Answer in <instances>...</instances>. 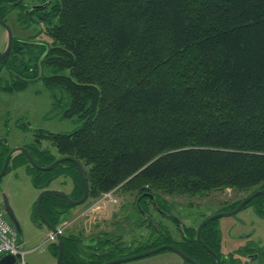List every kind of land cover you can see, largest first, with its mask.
<instances>
[{
    "label": "trees",
    "instance_id": "16d2710c",
    "mask_svg": "<svg viewBox=\"0 0 264 264\" xmlns=\"http://www.w3.org/2000/svg\"><path fill=\"white\" fill-rule=\"evenodd\" d=\"M12 7L0 0V18ZM16 14L20 28L35 33L13 35L0 60L5 74L0 89L23 90L41 81L52 110L81 122L70 133L34 131L57 148L56 156L37 139L22 146L40 166L64 156L76 159L87 196L116 187L134 194L132 211L116 222L135 217L145 224L141 236L150 237L134 239L139 246L125 254L123 227L116 241L108 232L90 237L95 246H83L80 234L63 232L60 264H101L171 243L168 229L150 214L151 198L167 215L174 203L164 195L230 187L245 193L237 206L264 190V0H50L32 15ZM177 69L186 76L178 88L168 87ZM11 148L0 140V169ZM11 159L28 167L37 188L64 174L74 182L72 199L84 193L71 160L44 171L22 152ZM247 205L264 217L263 195ZM71 207L50 193L41 200L43 215L54 226ZM186 230L189 236L174 245L203 264L209 254ZM200 238L208 247L218 244L213 221ZM51 246L57 256L58 242ZM221 264L245 263L228 256Z\"/></svg>",
    "mask_w": 264,
    "mask_h": 264
},
{
    "label": "rangeland",
    "instance_id": "374dc122",
    "mask_svg": "<svg viewBox=\"0 0 264 264\" xmlns=\"http://www.w3.org/2000/svg\"><path fill=\"white\" fill-rule=\"evenodd\" d=\"M15 14L16 11L9 15V22L7 23L13 35L26 38L30 36L29 34H34L33 29L24 30L20 28L15 20ZM40 37L44 38L43 35ZM5 46L6 30L0 24V52ZM183 72L177 69V73L172 75L173 78H176V83L170 81V83H166L167 86L178 88L180 86L178 81L186 76ZM178 74H180V78L177 80ZM4 84L5 74L0 72V87ZM80 124L81 122L76 116L63 118L61 114L52 110L51 95L41 81L30 82L23 90L6 91L0 89V140H7L10 146H22L37 139L42 147H49V150L56 156L58 155L57 148L49 142L48 138L34 135V130L70 133L77 129ZM26 167L24 164L15 163L11 159L6 173L0 177V198L2 196L7 198L20 223L19 237L23 254L17 258L14 264H55L56 256L53 247L50 245L51 241L47 239L50 229L42 223L36 209L34 213V206L42 190L56 189L70 195L74 182L69 176L63 174L51 180L47 186L37 188L32 183L31 174ZM244 195L245 193L237 192L229 187L213 189L198 195L188 193L177 196L164 195V200L174 203L172 214L177 216L181 223L168 215L157 212L155 209H149L151 210L150 214L160 226L168 229L167 234L170 235V240L182 242V233L180 232L182 227L183 229L188 227L192 231L190 228L198 227L204 218L217 210L235 207L237 200ZM134 198V194H129L121 187L93 196L89 195L83 203L74 206L75 211L71 210L72 213L62 215L57 226L65 225V232L80 234L82 240L90 237L101 238L106 232L113 237L115 236L113 232L116 233L117 228L123 227L122 241L126 242V245L132 244L129 249L126 247V250H123L127 254L128 250L133 251L140 244L133 243L134 239L140 241L143 239L146 242L150 240L148 236H141L144 231H140L145 224H138L135 217H129L128 223L122 222L121 225L116 222L122 220L128 212L127 209L132 211ZM75 212L76 217L73 216ZM213 225L219 229L222 255L238 258L241 263L244 262L245 264H264V217L259 215L252 205L243 207L235 214L216 218L213 220ZM193 231L194 235L195 232ZM87 244L90 243L87 242ZM115 264L191 263L184 260L176 252L165 249L143 258H135Z\"/></svg>",
    "mask_w": 264,
    "mask_h": 264
},
{
    "label": "water",
    "instance_id": "95a60500",
    "mask_svg": "<svg viewBox=\"0 0 264 264\" xmlns=\"http://www.w3.org/2000/svg\"><path fill=\"white\" fill-rule=\"evenodd\" d=\"M0 24L5 28L6 30V46L5 48L0 52V60L2 58H4L7 53L9 52L10 50V47H11V43H12V31L11 29L9 28V26L3 22L1 19H0ZM36 131V130H34ZM5 142H7V140H4ZM18 152H22L25 154L29 164L33 167H35L36 169H39V170H44V171H47V170H50L51 168H53L56 164L64 161V160H71L73 161L76 166H77V169H78V172L81 176V180H82V183H83V186H84V193L82 195L81 198L79 199H72L67 193L65 192H62L60 190H56V189H44L40 192L37 200H36V211L40 217V219L42 220V222L52 231V232H56V228L54 225L50 224L47 219L45 218V216L43 215V212H42V209H41V200H42V197L45 195V194H54L56 196H60V197H63L65 198L69 204L75 206V205H79L81 203H83L85 201V199L87 198V194H88V188H87V184H86V181L84 179V175H83V169H82V166L81 164L76 160L74 159L73 157H69V156H64V157H59L57 159H55L53 162H51L49 165H46V166H40L38 165L34 159L32 158L30 152H29V149L24 147V146H15V147H12L9 152L7 153L6 157H5V160L3 162V165L0 169V177H2L6 171H7V166H8V163L11 159V157L18 153ZM263 195L264 196V190H257L255 192H253L252 194L246 196L245 198H243L239 203L238 205L231 209V210H227V211H220V212H216L208 217H206L205 219H203L200 224L198 225L197 227V230H196V239L201 242L203 244V246L212 254L215 255V259H216V263L219 264V258L216 256V254L201 240L200 238V232H201V229L206 225L208 224L209 222L215 220L216 218L218 217H221V216H229V215H232V214H235L237 213L239 210H241L243 207H245L249 201L256 195ZM6 200V199H4ZM5 211L6 213L8 214L10 220L13 222L16 230L18 231V233L20 234V223L18 221V219L16 218L15 214L13 213V210L11 209V207H9V205L6 203L5 201ZM56 238H57V242H58V245H59V248H58V253H57V256H56V262L55 264H60L61 262V259H62V254H63V239H62V236L61 234H57L56 235ZM171 250V251H174L176 252L177 254H179L184 260L188 261L189 263L191 264H201L199 262H197L195 259L189 257L188 255H186L185 253H183L179 248H177L175 245L173 244H170V243H166V244H162V245H159V246H156L154 248H151V249H148V250H145V251H142L140 253H137V254H132V255H129V256H124V257H119V258H115V259H111V260H108V261H105L101 264H115V263H119V262H123V261H127V260H131V259H135V258H140V257H144V256H147V255H150L152 253H156V252H159V251H162V250ZM21 257V254L18 253L17 255H12V254H6L2 257H0V264H14L17 260V258Z\"/></svg>",
    "mask_w": 264,
    "mask_h": 264
},
{
    "label": "flooded vegetation",
    "instance_id": "af4514ba",
    "mask_svg": "<svg viewBox=\"0 0 264 264\" xmlns=\"http://www.w3.org/2000/svg\"><path fill=\"white\" fill-rule=\"evenodd\" d=\"M50 2V0H9V4L11 5L12 4V8L13 9H11L10 11H8V13H6V14H3L2 15V17L0 18L3 22H5L6 24L9 22V15H11L14 11H16V13H18V12H23V13H25V14H29V15H32L33 13H34V11H36V10H39V11H41L42 10V8H44L48 3ZM24 16H22V18H23ZM17 18H18V15L17 14H15V20H16V22H18L17 21ZM12 31V30H11ZM12 40H13V33H12ZM12 44V43H11ZM84 187V186H83ZM4 199H6V200H4ZM5 201H6V203L9 205V202H8V200H7V198L5 197V196H2L1 198H0V206L1 207H3V208H5ZM9 207H10V205H9ZM35 209H36V203H35ZM149 207L150 208H152V209H155V210H157V212H158V206H157V204H156V201H154V199L153 198H151V201L149 202ZM163 212V211H162ZM164 213H166V212H164ZM172 214V213H171ZM171 214H167L168 216H170V217H172L173 219H175L176 220V218L173 216V215H171ZM139 215L141 216H143V214L142 213H140L139 212ZM144 218H145V216H143ZM118 229V228H117ZM186 229H188V228H184L183 229V227H182V229L180 230V232L182 233V241H184V238L185 237H187V236H189V231L188 230H186ZM217 229V228H216ZM196 230H197V228H196ZM202 230V229H201ZM217 231H218V237H219V241H218V244H214L213 246H210L209 248L216 254V256L219 258V264H221V261L223 260V259H227V255H222L221 254V252H220V233H219V229H217ZM114 234H116L115 236H113L112 238H113V240L112 241H116V237H117V232L115 233V232H113ZM144 234H145V232H143ZM200 234H201V232H200ZM195 238H196V232H195ZM90 239H86V240H84V242H83V246H85V245H92V246H95V244H96V241L93 239V240H91L90 242ZM196 241L199 243V244H201V246L208 252V254L210 255H208V256H206V259L205 260H202V263L203 264H217L216 263V259H215V255L214 254H212V253H210L204 246H203V244L201 243V242H199L197 239H196ZM87 242L88 243H90V244H87ZM135 243V242H134ZM167 243H170V242H167ZM178 242L176 241V242H172L171 241V243L170 244H177ZM85 244V245H84ZM177 245H179V244H177ZM132 246V244L131 243H128L127 245H126V243H124L123 244V247H128V249L130 248ZM184 247H186V246H184ZM154 248V247H153ZM151 249V248H150ZM87 250V249H86ZM95 250L96 249H94L93 250V252H95ZM88 251V250H87ZM138 253H140V252H138ZM132 254H137V253H132ZM132 254H130V255H132ZM4 256V255H3ZM126 256H129V255H126ZM2 257V256H1ZM122 257H124V256H122ZM119 258V257H118ZM194 259V258H193ZM111 260V259H110ZM108 261V260H107ZM198 262V261H197Z\"/></svg>",
    "mask_w": 264,
    "mask_h": 264
},
{
    "label": "built area",
    "instance_id": "2783aa9c",
    "mask_svg": "<svg viewBox=\"0 0 264 264\" xmlns=\"http://www.w3.org/2000/svg\"><path fill=\"white\" fill-rule=\"evenodd\" d=\"M65 225L56 226V232L50 231L47 236L51 242L56 240V235L61 234ZM23 254L19 233L10 220L5 209L0 206V257L6 254Z\"/></svg>",
    "mask_w": 264,
    "mask_h": 264
},
{
    "label": "crops",
    "instance_id": "0c3cea01",
    "mask_svg": "<svg viewBox=\"0 0 264 264\" xmlns=\"http://www.w3.org/2000/svg\"><path fill=\"white\" fill-rule=\"evenodd\" d=\"M15 146H19V145H15ZM15 146H14V147H15ZM11 147H13V146H11ZM74 209H75V208H74V206L72 205V207H71V208H69V209L67 210V213H66V215H68V214L72 213V211H75ZM71 210H72V211H71ZM73 216H74V217H76V216H77V215H76V212L74 213V215H73ZM74 217H73V218H74ZM73 218H72V219H73ZM72 219H71V220H72ZM35 223H36V222H35ZM64 232H65V231H64ZM50 245H52V242L50 243Z\"/></svg>",
    "mask_w": 264,
    "mask_h": 264
},
{
    "label": "bare ground",
    "instance_id": "6f19581e",
    "mask_svg": "<svg viewBox=\"0 0 264 264\" xmlns=\"http://www.w3.org/2000/svg\"><path fill=\"white\" fill-rule=\"evenodd\" d=\"M21 165V164H20ZM230 188V187H229ZM191 198V197H190ZM143 258V257H142Z\"/></svg>",
    "mask_w": 264,
    "mask_h": 264
}]
</instances>
